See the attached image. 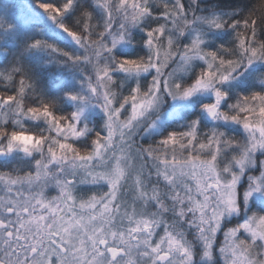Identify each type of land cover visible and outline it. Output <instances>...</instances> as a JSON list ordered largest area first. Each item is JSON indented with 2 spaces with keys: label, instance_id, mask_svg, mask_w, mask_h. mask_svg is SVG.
I'll use <instances>...</instances> for the list:
<instances>
[{
  "label": "snow or ice",
  "instance_id": "1",
  "mask_svg": "<svg viewBox=\"0 0 264 264\" xmlns=\"http://www.w3.org/2000/svg\"><path fill=\"white\" fill-rule=\"evenodd\" d=\"M0 264H264V0H0Z\"/></svg>",
  "mask_w": 264,
  "mask_h": 264
},
{
  "label": "trees",
  "instance_id": "2",
  "mask_svg": "<svg viewBox=\"0 0 264 264\" xmlns=\"http://www.w3.org/2000/svg\"><path fill=\"white\" fill-rule=\"evenodd\" d=\"M4 3H8V4H22L24 3V0H4Z\"/></svg>",
  "mask_w": 264,
  "mask_h": 264
}]
</instances>
